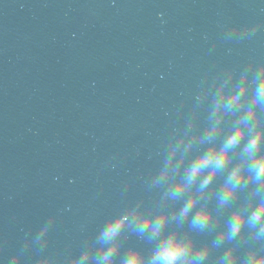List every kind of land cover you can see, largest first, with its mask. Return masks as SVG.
Segmentation results:
<instances>
[{
  "label": "water",
  "instance_id": "1",
  "mask_svg": "<svg viewBox=\"0 0 264 264\" xmlns=\"http://www.w3.org/2000/svg\"><path fill=\"white\" fill-rule=\"evenodd\" d=\"M252 60L264 0H0V264H35L49 217L48 249L70 256L116 208L157 201L201 86Z\"/></svg>",
  "mask_w": 264,
  "mask_h": 264
},
{
  "label": "clouds",
  "instance_id": "2",
  "mask_svg": "<svg viewBox=\"0 0 264 264\" xmlns=\"http://www.w3.org/2000/svg\"><path fill=\"white\" fill-rule=\"evenodd\" d=\"M258 27L233 26L230 34ZM196 100L152 175L159 199L116 208L70 256L48 249L49 217L33 240L35 264H208L213 253L214 264H264V62L221 71Z\"/></svg>",
  "mask_w": 264,
  "mask_h": 264
}]
</instances>
